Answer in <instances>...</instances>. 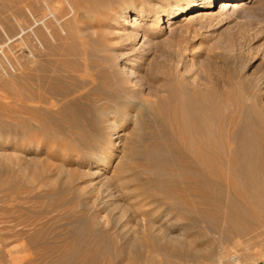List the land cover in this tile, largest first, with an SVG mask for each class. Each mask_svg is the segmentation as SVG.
Segmentation results:
<instances>
[{"label": "rangeland", "instance_id": "obj_1", "mask_svg": "<svg viewBox=\"0 0 264 264\" xmlns=\"http://www.w3.org/2000/svg\"><path fill=\"white\" fill-rule=\"evenodd\" d=\"M163 1L0 0V230H4L0 234L4 233L5 238L0 264H8L6 251H12L14 256L26 255L29 264H147V259L141 256L149 240L144 237L147 240L144 244L140 236L146 235L148 228L159 243L169 241L168 244L176 245L175 248L187 254L186 261L181 256L178 257L181 260L172 259L173 264H234L231 259L234 256L240 264H264V222L244 236L227 232L228 226L222 223L219 227L221 232L226 229L227 238L209 233L206 223L202 224L194 212L178 211L158 200L152 201L158 194L174 192L184 195L186 192V196L198 200V194L190 189L192 180L180 177L173 170L171 159L160 163L171 174L162 178L163 183L161 178L139 172L136 167L144 161L135 156L129 158L128 153L136 136L146 139L145 143L138 142L139 148L151 143L153 139L147 140L146 134L158 124L170 136L168 99L161 89L167 78L182 75L186 81L207 83L211 89L221 92L230 89L229 83H240L246 78L257 85L259 92L247 97L238 89L237 100L234 98L237 104L234 143L238 153L256 157L254 164H262L264 169L261 150L264 148V0H214L202 8L203 12L193 13L184 20L176 19L174 24L172 19L180 12L173 7V2ZM196 4L197 1L190 4L185 15ZM168 5L170 8H166ZM164 7L169 10L163 11ZM154 14H157L156 22L150 17ZM161 23V29L155 32V26ZM34 34L45 39L35 41ZM32 44L36 45L35 66H44L47 77L60 78L63 86L73 85L76 80L77 84L84 56L91 76L86 79L94 83L88 81L93 96L87 100L75 94L66 98L52 92L45 94L51 101H59L61 111L58 112L63 116L49 119L50 127L44 130L27 121L23 112L17 118L13 115L17 109L14 79L19 75L18 79L26 83L25 70ZM15 56L23 69L18 75L11 67ZM120 96L128 104L142 103L143 108L139 113L135 106L121 110L114 104L105 115L111 125L107 122L101 124L102 128L116 127L111 140L118 143L120 151L117 159L120 169L113 172L93 164L91 156L83 154L86 152L80 149L78 140L85 136L84 124L95 125L94 118L100 116L97 109L113 104L112 100ZM72 97L76 98L77 105L71 104ZM50 109V113L56 110ZM145 115L147 120L143 118ZM60 116L71 122L56 124ZM138 120H144L145 131H140ZM108 131L111 130L108 128ZM105 147L102 153H106ZM106 154L110 155L108 163H111L117 152ZM144 164L151 167L158 163ZM261 171L263 178L264 170ZM170 176L177 178L176 182ZM122 177L124 183L119 181ZM234 179L247 190H234L227 179H218L223 195L227 194L224 197L239 200L241 193L247 196L246 203H250L251 180L244 174ZM199 207L205 209V205ZM263 215L261 212L260 217ZM115 245L125 249V253H113ZM89 247L91 253L86 249ZM247 253L250 260L241 262ZM239 254H243L242 259L238 258ZM163 258L159 256L155 260L164 264Z\"/></svg>", "mask_w": 264, "mask_h": 264}, {"label": "bare ground", "instance_id": "obj_2", "mask_svg": "<svg viewBox=\"0 0 264 264\" xmlns=\"http://www.w3.org/2000/svg\"><path fill=\"white\" fill-rule=\"evenodd\" d=\"M195 1H197V4L194 5L192 8H190V10L193 9L195 11L192 10L189 14L185 15L186 13H188V12H186L189 9L188 6L190 4H193ZM213 1L214 0H164L162 3L166 4V2H169V3L173 2L174 3L173 7L179 10V12H180L179 16L172 19L173 20L172 24H174V23H177V22H174L176 19H179V20L183 19L184 20V19L189 18V17L191 18V14H193V13L198 14V12H203L204 10L202 8L209 6L211 4V2H213ZM237 4L238 3H235L234 7H237ZM169 6L170 5H168L166 8H170ZM228 6L231 7V5H228ZM55 8H56V6H55ZM101 8L102 7L98 8V9H101ZM166 8L164 7L162 10L163 11L169 10ZM155 10L156 9L153 8V11H155ZM184 15H185V17H184ZM166 16H168V14H166ZM186 16H188V17H186ZM150 17H152L154 22H156L157 14H154ZM132 21H135V19H132ZM160 26L162 27V23L160 25H157V27L155 26V29H156L155 32H157L158 30L161 29ZM42 35H44V34L42 33ZM42 37L44 38V36H42ZM42 37H41V35L34 34V40L35 41H39V42L42 41ZM45 37H46V35H45ZM35 46H36L35 44H32V47H31L32 50L30 49V52L28 54L30 62H29V64L27 63L28 67H27V70H25V71H27V73H25L26 74V78H25L26 83H23L20 79H18V77H19L18 72L22 69V64L19 61H17L18 60V59H16L18 56L17 54H16L17 56H15L14 60H13L14 64L12 62H11L12 66L10 64V66L12 67L14 72L17 73V75H18V77L16 79H14L15 81L13 83V84L17 83L16 84L17 88L14 89L15 90L14 94L17 96V99L15 100L14 104H16L15 107L17 109H16L15 114H13V113L12 114L15 115V117L17 118V116L23 112L25 115H27V121H30L32 123L34 122V125L37 128H41V130H44V129H48L50 127V123H49L50 120L49 119H54L55 116L61 115V113L58 112V111H61V106L59 104V101L58 102L51 101L50 98L46 97L47 94L52 92L54 94H57L59 96L65 97V98L74 96V94H75L78 97H80V99L82 98V99L87 100L88 97L93 96V88H88L91 83L88 84L89 80L87 81V79H88L87 77L89 76V78H90L91 76H90L87 69L90 67L87 66V63H86L84 56L82 57V60H81L82 69L81 70L79 69L80 73L77 74L78 83L76 84L77 80L76 81L74 80L75 84L72 85V83H71V85L67 84V86H66V84H65V86H63V84H62L63 80H60V78H56L55 76L49 77L51 75H48V77H47L46 75H44V73H43L45 70L44 66H42V65L38 66V67L35 66V63H36ZM18 51H19V49L16 50V52H18ZM14 54H13V56H14ZM61 63H62V61H61ZM98 71H99V69H98ZM92 77H93V75H92ZM168 79L169 78H167L166 83L161 87V89H164L165 93L167 94L166 97L168 99L167 100L168 105L166 104V107L168 109L167 110L168 111V117H169V121H170V125H171L170 136H166L167 133H166L165 129L162 128V126L160 124H158L157 127H155V126L153 128L151 127L152 130L150 132H147L146 135L148 137L147 140L153 139L152 142L145 145V146H140V148L143 147L140 149L138 147L139 146L138 142L142 141V143H145V142H143V140L146 141V139H144L143 137L140 138L139 136L134 137L135 142H133L132 146L129 147V148H131L128 152L129 158H133V156H135V157H137V160H139L140 162L141 161L142 162L143 161L144 162H147V161L151 162L152 161V163H153V161H154V162L158 163L156 166L150 165L151 167H148L143 162V163H140L136 168L138 169L139 172L141 171V173H143V172L149 173L155 179L161 178L162 182H163V180H162L163 177L166 178L168 175H171V174L168 173V171H166L165 169L161 168L160 163L163 161H166L167 159H169V160L171 159V164H172L173 170H175L176 173L180 177L184 176L186 178L191 179L192 181H191L190 189H191V191H194V193L198 194V196H197L198 200H195V198L193 200L191 197L186 196L187 195L186 192H185V195L181 194V193L176 194L175 192H174L175 194L173 193L171 195H168V194L165 195L161 191V193L163 195L159 196V194H158V196H156L155 199L153 198L154 199V200H152L153 202L155 200H158L160 202V204L165 203V205L174 207V209L177 208L176 210L181 209L182 211H185V212H194L197 215V217H199L198 219H199V221H201V223L202 222L206 223V227H207L206 231H208L211 234L216 233L219 236L221 235L223 238H227L228 235L224 233V232H226V229L224 232H221V227H219V225L222 223L223 225L225 224L228 226L227 232H229L233 235H236L238 237L241 235L242 236L248 235V233L252 232L255 227H257L258 225H262L264 222V217L263 218L260 217L261 212L262 213L264 212V177L262 178L260 175L262 173L261 170H264V169H261L260 165H262V164H260V162H259L264 157L261 156L262 158L260 157V160L259 161L257 160V163L260 164V165H258L256 163L254 164L256 157L253 158L252 156H249L247 153H242V154L240 152L238 153L239 148H236L235 143H234L235 139H236L235 132H234V127H235V122H236L234 119L236 117L234 115L236 114V110H237V108L235 107V105H237V104H235L234 98L238 95L239 87L241 88L240 90L243 91L244 95H246L247 97H252V96L256 95L259 92L257 85H253V83L251 82L250 79L242 78L243 80H241L240 83L239 82L236 83L235 81H234L235 83H229V84H231V85H229L230 89L228 88V90L221 92V91L211 89L210 87H208L207 83H192V82L186 81L184 76L178 75V74L174 78L169 79V80ZM64 80H66V78ZM50 81H52L54 83L49 84ZM68 81H70V80H68ZM12 82H13V80H12ZM89 82H92V81H89ZM92 84H94V83L92 82ZM16 86L14 85V87H16ZM140 86H141V84L137 85V87H140ZM22 91H25L27 93V96L23 95L24 92L22 93ZM154 91H155V89H154ZM156 91L158 92V90H156ZM94 92H96V91H94ZM123 92H125V91H123ZM26 93H24V94H26ZM11 94H12V92H11ZM14 94L12 96H15ZM21 95L24 96V98H21ZM166 97L164 99H166ZM15 98L16 97H14V99ZM236 98H235V100H237ZM74 99H76V98H74V97L70 98L71 104L73 102L75 105L77 102H75ZM164 99H162V100L165 101ZM238 99H239V97H238ZM60 102H63V101L60 100ZM227 102L229 104H227ZM112 103L113 104H108V105L104 104V106L99 105L101 107H99V109H97V110L99 111L100 116L98 115V117L96 116L94 118L95 125L92 126V124L91 125L88 124L85 126L84 123H81V124H84L83 131L85 133V136L81 140H78V145L80 146L81 150L86 152L83 154H86V155L89 154L91 156V158L93 160L92 161L93 164H95L96 166L104 167V169L107 171L111 170V171L115 172V171H118L120 169V167L118 165V161H117L119 154H120V151H118V148H117V146H119V145H118V143H114V141L112 142V140H111L112 135L115 134V132H116L115 131L116 127L115 126L108 127L109 130H111V131H108L107 126L106 127L104 126V128H102L101 124H106L107 122L109 123V120L105 117V115H106L107 111L109 110V108L114 107V104L119 106L121 110H124L125 107L127 108V106H130V105L135 106L136 109L139 110V113H140V109L143 108V105H142V103H135V104L130 103V104H128L122 96H120L119 98L113 99ZM97 104H98V102H97ZM50 107L56 108L55 111L53 110L54 113L49 112L50 110L52 111V109H50ZM120 109H118V110H120ZM230 109H233V110H230ZM46 115H48V116L52 115V117L48 118V116H46ZM39 116H46L49 121L48 120L46 121V119H44L46 117L40 118ZM61 116H63V115H61ZM61 116H60L59 120H57L56 124H61L62 122H69V123L71 122L70 119H68L66 117L62 118ZM146 116L147 115H145L143 117L145 120H147L145 118ZM138 119H140V118H138ZM143 121L142 120L136 121L138 127L140 126L141 132L143 130L145 131V128H146V125L144 124ZM156 121H158V120H156ZM146 122L147 121H145V123ZM32 123H29V124H32ZM85 123H87V122H85ZM150 124H147V125H150ZM109 125H111V123H109ZM53 126H51V127L54 129ZM106 129H107V132H106ZM146 130H149V129L147 128ZM138 134L142 135V133H138ZM165 140H169L170 142L164 143ZM103 146H107V149L105 147L106 153L110 154L113 151L117 152V155H116L115 160L113 162L108 163V160H109L108 156H110V155L101 152ZM263 149L264 148H262L261 150L264 151ZM262 151H260V152L262 153ZM261 153L259 154V156L261 155ZM250 155H252V153ZM259 156H257V159H259L258 158ZM256 165H258V166H256ZM259 170L261 172H259ZM124 172H125V170H124ZM143 174H145V173H143ZM239 174H244L246 177H248L251 180V184L249 186V191L251 190L253 195H252V197L250 195V198H251V202L249 201L250 203H246L247 196L245 198L243 196V194H241V193L239 194V200H236L234 197H231V196L225 198L224 196H227V194L223 195V192L220 189L221 186H219V185H221V183H219L220 180H219V182L217 181L218 179L222 180L225 178L228 180V183L232 187V189L234 188V190L236 189V190H241V191L247 190L246 188L243 189L244 186H241L237 182H235L234 178L237 177V175H239ZM147 175L148 174H146V176ZM150 175H148V176H150ZM172 177L173 176H170L171 181H173L172 179H174V180L177 179L175 177L174 178H172ZM167 180H168V178H167ZM119 181H122L124 183L125 178H123V177L119 178ZM149 181L152 182L151 180H149ZM146 182H147V180H146ZM173 182H176V180ZM148 185H150V184H148ZM161 185H162V183H161ZM161 185H159V186L161 187ZM156 188H158V187H156ZM166 189H168V188H166ZM157 190H159V188ZM168 190H170V189H168ZM186 191H187V189H186ZM190 192H188V194H191ZM194 193L192 195H195ZM250 193H248V194H250ZM211 194H213V195H211ZM151 197H153V196H151ZM160 204H158V205H160ZM201 204L205 205V209H202L203 207L202 208L199 207V205L202 206ZM166 209H167V207H166ZM180 213H182V212H180ZM196 215H194V216H196ZM186 219H185V221H187ZM255 219L258 220L256 223L253 222ZM185 221H183V222L186 223ZM192 223L197 224V222H193V221H192ZM147 224H148V221H147ZM173 225H174V223H173ZM195 226H197V225H195ZM13 228H12V230H13ZM144 229H146V228H144ZM151 229H152V227H151ZM199 230H201V229H199ZM0 231H4V230H0ZM189 231H187V232H189ZM204 231H205V229H204ZM144 233L145 232H143V234ZM145 234L146 235H141L140 237H142L143 240H144V237H147L149 240V243L147 242L148 243L147 244L146 243L147 240L146 241L144 240V242H143L141 239V241L144 244L146 243L144 250H143V253H142L144 256H141V257L147 259V260L143 259V261L145 260L147 262V264H159V262L156 261L157 257H159V256L164 257L163 258L164 264H173L172 259H174V258L179 259L178 257H181V256H184V259L186 261L187 258H185V257H187V254L184 253L183 251H180L179 249L175 248V247H177L176 245L168 244L169 241L166 243H163V244L159 243V241L151 233V230L149 228L146 230ZM3 235H4V233H3ZM3 235L0 236V250L5 247V244H4L5 238ZM181 235H182V233H181ZM166 236L168 238H170L169 235H166ZM200 236H203V235H200ZM252 236H254V235H252ZM257 236H255V237L257 238ZM202 238H204V236ZM223 238H222V240H223ZM256 238H254V239H256ZM164 240H166V239H164ZM175 240H176V238H175ZM184 240H185V238H184ZM186 240H188V239H186ZM90 241L88 240V242H90ZM94 241H96V240H94ZM179 241H181V239ZM160 242H161V240H160ZM92 244H93V241H92ZM140 245L142 246L143 244H140ZM87 246H88V243H87ZM87 246H85V247H87ZM109 246H111V243ZM116 247L113 248V251H112L113 253H119V254L122 253V255H123V253H125V249H123L122 247H119V248L118 247L116 248ZM109 248L110 247H108V249ZM187 248H188V246H187ZM86 249L88 250V252L91 253L92 248L89 247ZM181 249H183V248L181 247ZM248 250H250V249H248ZM84 252L85 251H83V253ZM141 252L142 251H140V253ZM5 253H6V256L8 258V260H7L8 264H18V263L29 264L30 263L29 262L30 259H28L29 257L27 258L26 255L19 257V256H14L12 251L11 252L6 251ZM90 253L87 255H91ZM248 254L249 253H247V255L244 254L245 255L244 258L242 256L243 254L242 255L239 254L240 256L238 258H241V256H242L243 259L241 258L242 260L241 259L240 260H241V262L242 261L245 262L246 260H250L249 259L250 257H248L249 256ZM231 259H232V261H234L233 262L234 264H240L239 263L240 261H239V259L238 260L236 259V256L232 257ZM0 260H2V259L0 258ZM83 260H84V258H83ZM158 260H159V258H158ZM179 260H181V259H179ZM1 262H3V260Z\"/></svg>", "mask_w": 264, "mask_h": 264}]
</instances>
